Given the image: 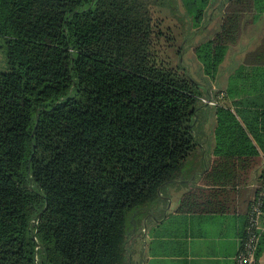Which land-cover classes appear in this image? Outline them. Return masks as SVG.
Returning <instances> with one entry per match:
<instances>
[{
  "label": "trees",
  "instance_id": "trees-1",
  "mask_svg": "<svg viewBox=\"0 0 264 264\" xmlns=\"http://www.w3.org/2000/svg\"><path fill=\"white\" fill-rule=\"evenodd\" d=\"M262 15L264 0H0V264H139L213 116L205 184H249L264 161V44L252 73L213 87Z\"/></svg>",
  "mask_w": 264,
  "mask_h": 264
},
{
  "label": "crops",
  "instance_id": "crops-1",
  "mask_svg": "<svg viewBox=\"0 0 264 264\" xmlns=\"http://www.w3.org/2000/svg\"><path fill=\"white\" fill-rule=\"evenodd\" d=\"M213 29H218V19L209 26V31ZM263 44L264 15L246 26L238 46L229 50L218 72L214 91L226 89L230 78L241 66L247 68L242 74L252 73L249 70L251 67L245 64L246 56ZM250 78L239 79V85L252 84L254 77ZM249 97H258V93ZM206 128L209 138L199 144L200 165L196 166V173L191 178L168 186L165 210L159 220L149 222L145 228L139 264H235L234 259L244 243L251 206L261 183L263 163L253 170L249 184L224 195L223 192L211 193L203 177L215 159L214 116ZM260 154L264 159L262 150ZM189 194L190 199L183 202ZM210 207L219 212H209ZM257 264H264V253Z\"/></svg>",
  "mask_w": 264,
  "mask_h": 264
},
{
  "label": "built area",
  "instance_id": "built-area-1",
  "mask_svg": "<svg viewBox=\"0 0 264 264\" xmlns=\"http://www.w3.org/2000/svg\"><path fill=\"white\" fill-rule=\"evenodd\" d=\"M264 172V161L262 166ZM264 182V180H263ZM262 190L259 192L257 201L254 203L249 216L248 227L246 230V242L235 257V264H257V251L260 236L264 230V183L261 184Z\"/></svg>",
  "mask_w": 264,
  "mask_h": 264
},
{
  "label": "rangeland",
  "instance_id": "rangeland-1",
  "mask_svg": "<svg viewBox=\"0 0 264 264\" xmlns=\"http://www.w3.org/2000/svg\"><path fill=\"white\" fill-rule=\"evenodd\" d=\"M6 43H7L6 40L0 37V71L9 70ZM189 67L191 70L192 69L191 66Z\"/></svg>",
  "mask_w": 264,
  "mask_h": 264
}]
</instances>
